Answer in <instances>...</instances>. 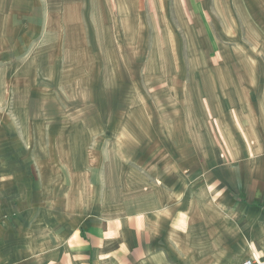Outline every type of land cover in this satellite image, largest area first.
<instances>
[{
    "label": "rangeland",
    "instance_id": "rangeland-1",
    "mask_svg": "<svg viewBox=\"0 0 264 264\" xmlns=\"http://www.w3.org/2000/svg\"><path fill=\"white\" fill-rule=\"evenodd\" d=\"M257 140L264 0H0V236L52 204L86 237Z\"/></svg>",
    "mask_w": 264,
    "mask_h": 264
},
{
    "label": "crops",
    "instance_id": "crops-1",
    "mask_svg": "<svg viewBox=\"0 0 264 264\" xmlns=\"http://www.w3.org/2000/svg\"><path fill=\"white\" fill-rule=\"evenodd\" d=\"M242 145L250 151L191 176L187 195L171 188L165 202L141 199L122 214L93 216L86 237L54 223L62 207L52 204L45 211L50 236H17L7 222L0 264H241L252 253L264 260V141Z\"/></svg>",
    "mask_w": 264,
    "mask_h": 264
},
{
    "label": "built area",
    "instance_id": "built-area-1",
    "mask_svg": "<svg viewBox=\"0 0 264 264\" xmlns=\"http://www.w3.org/2000/svg\"><path fill=\"white\" fill-rule=\"evenodd\" d=\"M241 264H264V260H260L254 253L250 257L246 258Z\"/></svg>",
    "mask_w": 264,
    "mask_h": 264
}]
</instances>
